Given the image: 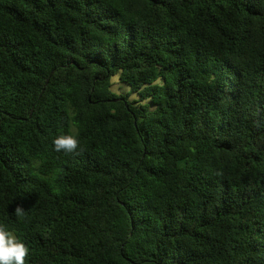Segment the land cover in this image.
I'll list each match as a JSON object with an SVG mask.
<instances>
[{"label":"trees","instance_id":"trees-1","mask_svg":"<svg viewBox=\"0 0 264 264\" xmlns=\"http://www.w3.org/2000/svg\"><path fill=\"white\" fill-rule=\"evenodd\" d=\"M0 227L26 264H264V0H0Z\"/></svg>","mask_w":264,"mask_h":264},{"label":"clouds","instance_id":"clouds-1","mask_svg":"<svg viewBox=\"0 0 264 264\" xmlns=\"http://www.w3.org/2000/svg\"><path fill=\"white\" fill-rule=\"evenodd\" d=\"M53 149L56 152L66 154L75 153L79 148L78 137L71 134H58L52 140ZM24 210L16 208L17 217L23 215ZM29 249L26 243L13 231L0 227V264H26Z\"/></svg>","mask_w":264,"mask_h":264},{"label":"rangeland","instance_id":"rangeland-1","mask_svg":"<svg viewBox=\"0 0 264 264\" xmlns=\"http://www.w3.org/2000/svg\"><path fill=\"white\" fill-rule=\"evenodd\" d=\"M114 82H116V79H114ZM118 84H115V89H118ZM119 93H122V94H125V93H127V89H126V86L125 85H123V89H121L120 91H119ZM139 99V97L138 96H136V95H132V96H130L129 97V100L130 101H134V100H138ZM148 103V102H147Z\"/></svg>","mask_w":264,"mask_h":264}]
</instances>
